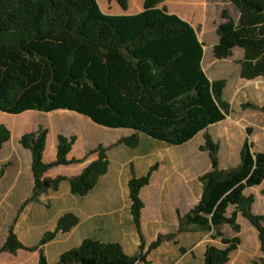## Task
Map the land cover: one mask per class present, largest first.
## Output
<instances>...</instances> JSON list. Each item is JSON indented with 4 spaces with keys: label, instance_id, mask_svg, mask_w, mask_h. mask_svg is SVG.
<instances>
[{
    "label": "trees",
    "instance_id": "16d2710c",
    "mask_svg": "<svg viewBox=\"0 0 264 264\" xmlns=\"http://www.w3.org/2000/svg\"><path fill=\"white\" fill-rule=\"evenodd\" d=\"M164 1L144 0L143 10L134 15H107L98 0H0V111L17 119L28 111L49 113V117L61 115L58 110L73 111L106 128L134 131L117 142L130 149L140 145L141 136L180 146L224 121L232 111L224 99L227 81L209 79L202 64L205 45L197 30L165 7H158ZM229 1L238 11V19L222 11L224 22L216 30L214 57L231 58L234 49L240 48L241 78L252 81L264 77V0ZM116 2L121 9H128V0ZM241 106L264 111L252 102ZM252 132L251 127L246 129L240 161L229 169L220 167V146L204 132L201 150L208 151L211 169L199 177V201L180 220L221 236L224 225L240 232L241 215L258 232L263 258L257 264H264V216L254 213L255 196L245 193L264 181V152L254 151ZM48 135L49 130L39 125L19 140L31 153L34 180L32 196L23 206L37 200L40 193L58 189L64 177L44 176L55 166L98 155L79 175L68 179L71 193L80 197L93 191L109 170L108 150L103 144L89 150L83 159H68L75 135L59 134L56 160L46 163L47 139L48 147L53 145ZM10 139V129L0 124V152ZM8 166L0 167V181ZM157 168L155 164L140 177L132 171L128 183L130 213L139 231L144 209L141 191ZM78 223L72 214L62 216L53 231L45 232L40 245L70 232ZM140 241L137 254L128 255L118 242L87 238L65 251L59 264H149L147 257L159 247L162 236L148 247L143 235ZM239 241L223 239L228 244L225 249L207 247L203 264H227ZM20 249L25 246L12 224L0 254L16 255ZM39 264H48L42 252Z\"/></svg>",
    "mask_w": 264,
    "mask_h": 264
},
{
    "label": "rangeland",
    "instance_id": "374dc122",
    "mask_svg": "<svg viewBox=\"0 0 264 264\" xmlns=\"http://www.w3.org/2000/svg\"><path fill=\"white\" fill-rule=\"evenodd\" d=\"M113 1L121 9L116 0ZM128 1L130 5L144 4V0ZM98 3L101 7L103 0H98ZM183 5L184 11H180V13L190 20L197 30L200 41L205 45L203 69L211 81L223 79L227 81L224 99L230 103L232 111L224 121L211 125L207 130L201 131L190 141L180 146H169L147 136L142 137V147L153 144V147L145 149L149 155L144 157L143 161H155V164L158 165L157 170L160 164L162 166L154 184L144 188L142 197L146 207L148 233H158L154 240L145 241L147 247L156 242L159 236H162L159 247L150 252L147 261L149 264H203L207 247L215 246L225 249L228 244H225L223 239L232 241L239 238L240 241L236 249L230 253V260L227 264H257L263 258L258 232L241 215L238 216V222L241 225L240 232L236 233L229 226L224 225L220 229L221 236L217 235L214 230L201 231L185 221L181 223L180 220V217L185 216L199 201L202 193L199 177L211 169L208 151L201 150V146L204 145L205 131H208L214 142L220 146L219 160L220 167L223 169L238 165L240 150L248 127L253 129L250 141L254 143V151L264 152V111L243 109L241 106L246 102H252L259 107H264V77L252 81L241 78L239 60L243 56V51L240 48H235L233 57L228 59L219 60L213 54V47L218 42L217 27L224 22L222 11L227 10L230 16L237 20V9L229 0H201V2L200 0H186ZM0 114L12 118L10 114L1 112ZM47 114L49 113L31 111L27 117L29 124L24 119L18 126L14 124L12 129L4 124L12 132L9 148L18 146L22 126L28 125L26 132H30L36 130L39 125H43L49 130L48 137L52 136L53 141H56L58 134L75 132L81 142L80 148L95 149L99 144L109 147L108 154L113 162L114 157L119 154L118 149L121 148L120 146L116 147L114 142L131 135L129 129H110L95 123H88L86 117V119L78 120L63 115L49 117ZM13 119L10 121L13 122ZM121 146L130 154L139 152V150L130 149L125 145ZM6 150L0 154V167L6 163L5 159L8 156ZM48 152V156H51L52 151L48 150ZM94 154L80 163L86 162ZM22 161L24 162V158ZM136 163L139 165L140 159L136 160ZM128 173L129 171H127V175H129ZM14 175V170L10 171L6 180H12V177L18 179L19 189L22 188V192L13 194L6 192V188L0 189V233L3 235L7 231L8 234V228L12 224L16 231L17 226L21 236L19 239L25 249H20L16 255L8 252L1 253L0 264H39L41 252L46 257L48 264H59L60 256L65 251L74 248L73 235L60 234L55 240L43 246L40 245V240L45 232L54 230L57 221L62 216L74 215L73 213L63 215V211L60 209V202L66 198L63 195V185L61 184L69 183L68 179L70 178L61 176L65 179L59 184L57 190L49 189L40 193L37 200L23 206L24 202L32 196V173L30 170H23L18 178H15ZM58 176L46 178L55 179ZM118 177L125 187L127 176L121 172ZM245 193L255 196L253 211L264 216V181L258 187L247 189ZM232 210L233 208L229 209V214ZM127 230V235L122 239L123 244L127 252L135 255L138 251L135 244L132 243L135 233L131 227ZM136 231L139 236L143 235L142 230L139 231L136 228ZM1 234L0 247L3 245ZM137 264L144 263L138 262Z\"/></svg>",
    "mask_w": 264,
    "mask_h": 264
},
{
    "label": "crops",
    "instance_id": "0c3cea01",
    "mask_svg": "<svg viewBox=\"0 0 264 264\" xmlns=\"http://www.w3.org/2000/svg\"><path fill=\"white\" fill-rule=\"evenodd\" d=\"M184 2H186V0H165L163 3L159 4L158 7L160 8L165 7L170 13H174V14L177 13L179 17L188 21L192 25L190 20L188 18H185L180 13V11L181 12L184 11L185 8L183 5ZM100 8L103 11V13L107 15H134L140 13L143 10V5L139 3H135L133 5L129 4L128 9L123 10V9H119L113 0H103V3L101 4ZM58 111H60L62 113L61 115L63 116L74 117L78 120H83L87 118L86 120L88 121V123H94L90 118L81 115L79 113L69 110H58ZM29 112L31 111L17 115L19 117L22 116L20 119H13V118H9V116H4L0 114L1 115L0 124H6L10 129L13 128L14 124L15 126H18V124H20V122L23 119H25L29 124L27 118ZM10 119H13L12 120L13 122H11ZM27 126L28 125L21 127L22 132L20 134V138L23 134L28 133L26 132L28 130ZM130 133L133 134L134 131L130 130ZM63 135L67 137H71L75 135L77 137V140L73 145L71 152L68 155L69 160L82 158L89 150L94 149L90 147L80 148L81 142L79 141V138L75 134V132L74 133L66 132L63 133ZM11 136H12V132H11ZM142 137L143 136H141L140 145L136 149H133V150H139V152L136 154L128 153L125 148L117 144V141L119 139L114 142L116 147L118 146L121 147L118 149L119 154L117 155V157H114L115 159H113L114 160L113 162L110 155L108 154L110 159L109 170L106 175L100 178L95 189L91 191L88 195L84 197L75 196L71 193L69 183L63 182L61 184L63 185V195L66 196V198L64 200L62 199V201L60 202V209L61 211H63V215L66 213H73L79 219V223L70 232L64 233L65 235H73V238L75 240L74 248L78 247L84 239L90 238L101 242H118L122 245L125 252L128 255H131V252L126 251V247L124 246L122 240L127 235L128 232L127 228L129 229L131 227L135 233V236H133L132 238V243L135 244L138 250V247L140 245V236L137 233L135 226L133 225L132 216L130 213L131 201H130L128 182L132 178V171L137 177H140L142 175H145L149 171V169L155 165V161H149V162L143 161V158L149 155V153H147L145 149H148L147 147H151V146L153 147V144L142 147L141 146ZM11 140L12 139H10L8 142H6L3 145V148L0 152L1 154L7 149L6 151L8 152V156L6 157L7 159H5V162L9 163L5 175L0 181V189L6 188L5 189L6 192H10L14 194L17 192L18 193L22 192V188L19 189L20 188L18 185L19 180L13 179V177L12 180H6V179L9 177V173L12 170H14L15 178H18V176H20L23 170L31 171V153L29 150L23 148L20 144H18V146H12L11 148H9ZM106 148L108 150L109 147ZM48 150L52 151L51 156H48L49 153ZM56 156H57V138L56 141H53V145L50 148L48 147V139H47V146L44 151V157H43L44 161L46 163H50L56 160ZM97 157L98 155L94 154L91 157H89L88 160L84 163L56 166L50 169L49 171H47L44 174V176L51 178H54L58 175L68 178L77 176L83 171V169L88 164L96 160ZM22 158H24V162L22 161ZM138 159H140L139 165H137L136 163V160ZM161 169L162 166L160 164L159 169L153 172L150 184L146 187L152 186L154 184V181L156 177H158V173L161 171ZM127 171H129L128 173L129 175H127ZM121 172L127 176L125 187L121 182L120 178L118 177L119 175H121ZM33 186H34V180L32 179L31 194H32ZM143 194H144V189L141 191V199L143 197ZM145 209L146 207L144 205V209L142 210V218H141V230L143 232L145 241H152L156 238L158 233L156 234L148 233ZM0 229H1V225H0ZM15 232H17V235H19L18 237L21 238L17 226ZM1 237L3 244L7 237V231H5L3 235L1 234Z\"/></svg>",
    "mask_w": 264,
    "mask_h": 264
}]
</instances>
